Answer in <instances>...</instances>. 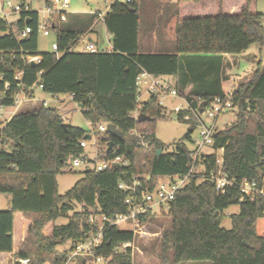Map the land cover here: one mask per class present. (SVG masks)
<instances>
[{"label": "trees", "instance_id": "1", "mask_svg": "<svg viewBox=\"0 0 264 264\" xmlns=\"http://www.w3.org/2000/svg\"><path fill=\"white\" fill-rule=\"evenodd\" d=\"M139 1L111 2L102 22L111 39L108 51L73 49L92 30L97 12L66 13L64 21L53 14L49 30L55 33L57 50L42 53L37 52L36 10L21 12L10 23L0 18V106L13 108L17 95L33 96L34 86L52 96L67 93L93 126L111 123L124 136L119 140L102 133L95 142L97 159L121 154L129 160L127 166L83 171L60 195L56 176L68 158L85 151L80 142L91 133L65 124L54 107L42 103L13 113L0 128V193L9 196V207L0 210V257L26 259L28 264H66L73 247L97 231L96 223L87 222L88 213L111 218L126 212L128 193L117 182L136 176L143 187L151 188L160 176L187 171L189 150L183 142L164 152L154 133L157 120L182 119L167 116L156 95L137 102L139 72L172 77L181 95L189 100L199 96L205 105L225 92L228 76L223 55L241 53L254 43L264 45L263 14L255 10L254 0H175L174 11L166 16L175 18L173 47L144 52L139 45ZM26 26L31 32L20 37ZM29 56H39L40 62L32 66L26 61ZM232 102L237 109L235 120L217 130L213 148L223 149L222 172L228 179L236 184L256 180L263 194L240 200L236 184L220 193L209 179H192L169 203L171 228L164 233L163 264H264V71L256 68L248 81L238 83ZM135 110L150 119L138 122L132 116ZM95 129L96 136L100 132ZM192 129L183 138L189 140ZM109 142L112 147L106 151ZM205 165L207 171L214 169L215 156H207ZM75 205L82 210H75ZM231 205H238V211L230 215L231 228L225 229L221 227L223 210ZM68 212L67 223L56 225L55 220ZM152 214L141 216V221ZM134 240L130 230L105 227L103 242L93 253L105 257L104 264H130V248L117 253L115 249ZM67 242L68 249H57ZM168 249L172 250L170 262L165 256ZM76 257L77 264L90 259ZM5 261L0 259V264Z\"/></svg>", "mask_w": 264, "mask_h": 264}, {"label": "rangeland", "instance_id": "2", "mask_svg": "<svg viewBox=\"0 0 264 264\" xmlns=\"http://www.w3.org/2000/svg\"><path fill=\"white\" fill-rule=\"evenodd\" d=\"M10 1L13 4L20 0H0ZM48 0H25V3L29 4L33 10L39 12V17L42 15L44 2ZM114 0H71L68 7L65 9L67 13H103L108 10L110 3ZM240 0H234L233 3H238ZM175 0H140L139 1V14H140V26H139V45L144 52L158 51L163 45L167 48L173 47L174 40V21L175 18H170L171 12L174 11ZM253 6L256 11L263 14L261 18L262 25L264 26V0H254ZM6 11H9L8 6H4ZM16 15L10 16V19H15ZM166 19L168 20L167 23ZM156 31H159V39L155 41L152 39ZM90 37L95 41L100 49H111L110 36L105 31V28L101 21L94 22V30L89 36H84L80 40L75 51H80L84 44ZM55 41V33L50 31L48 36H44L42 32L38 33L37 40V52L52 51L51 44ZM160 47V48H159ZM226 59L225 74L228 76V80L223 83L225 92L228 91L231 86L236 87L238 83H244L250 79L256 68L260 72L264 71V45L260 46L256 43L251 44L245 51L238 54H224ZM148 95L142 89V94L138 98L139 103H143L148 99ZM162 104L167 108L166 115H169V109L180 103L177 98L162 97L160 98ZM46 102V106L54 107L57 113L61 116L64 123L70 126L80 127L91 133V138L86 140L85 154L89 158H94L97 145L96 140L103 137L102 133H98L95 136L93 133V126L88 122L82 114L81 108L70 98L67 93H60L52 96L51 94L42 92L39 88L34 90L33 96L25 98L19 108L18 112L31 110L38 107L42 102ZM237 109L233 108L226 113H223L217 121L219 129H222L226 125H229L235 120ZM190 122H184L182 120L173 119L170 120L160 119L154 123V133L158 140H160L165 148L164 152H172L176 145L181 141L188 150L194 148V141L199 140L198 130L195 128L190 134V139L183 138V135L190 128ZM0 128L2 124L0 123ZM204 151H209L205 149ZM222 153L217 152V156L220 157ZM90 166V165H89ZM84 166L73 167L71 159L68 158L65 167L61 173L56 176L57 191L58 194H64L72 185L82 177ZM199 182V181H198ZM9 196L4 193H0V210L8 208ZM75 210H82L80 205H75ZM238 205H231L223 210V218L221 221V227L225 229L231 228L230 215L237 213ZM67 215L60 216L55 220L56 225H64L68 221ZM153 216L148 217L143 222L141 234H135V240L132 242V264H163L161 261L162 244L164 242L165 231L171 228V219L167 214V209L160 212H155ZM121 230H130L129 224L119 225ZM70 243L67 242L63 245H58V250L68 249ZM166 257L169 262L171 261L172 250L166 251ZM1 260H6L5 264H15L16 258H9L8 256H1ZM78 257H74L67 261L66 264H77ZM89 263V262H87ZM90 264H104L103 262L90 263ZM182 264H210V262H184Z\"/></svg>", "mask_w": 264, "mask_h": 264}, {"label": "built area", "instance_id": "3", "mask_svg": "<svg viewBox=\"0 0 264 264\" xmlns=\"http://www.w3.org/2000/svg\"><path fill=\"white\" fill-rule=\"evenodd\" d=\"M71 0H48L44 2L43 9L41 10L42 15L38 16L37 31L42 32L44 36H48L50 33L49 25L52 22V15L56 14L60 21L65 20L66 11ZM128 1V0H126ZM4 6L9 7V11L4 9ZM31 6L27 3L21 1L13 4L10 1H0V18L5 20L7 23L14 21L21 12L29 11ZM106 11L103 13L97 12V21L103 22V18ZM39 14V12H38ZM16 15L15 19H10V16ZM29 32L31 28L26 26L22 31H20L19 36L24 37ZM78 45V44H77ZM76 45V46H77ZM52 50L56 51V43L51 44ZM76 47L73 49L75 50ZM80 51L85 52H97V51H108V49H99L93 42L87 41ZM60 54L57 53V56ZM27 63L34 65L40 62L39 56H29L26 59ZM135 85L138 90V98L142 94V89L144 92L150 95H156L158 97V102L162 107L165 114L167 113V108L162 104V97L177 98L180 103L169 109V115L175 116L176 118H181L185 122H190L193 126V130L196 128L198 130L199 140L194 141V148L189 150V161L187 163V171L184 174L175 175H164L158 177L151 188L147 186L143 187L140 178L133 176L129 182L119 181L117 182V187L127 192V196L124 199V203L127 206V210L124 213L115 214L113 217L109 218L98 212H91L86 215L87 222L90 224H97V231L91 233V235L83 242L78 243L73 247V249L68 254V260L76 256H89L86 264L106 262V258L103 256H96L93 253V249L101 245L103 242V231L105 227L109 226H119L121 224H129L130 231L134 234H141L143 232V222L140 217L148 213L160 212L164 209H168L169 203L175 198L176 193L182 190L185 186L190 184L192 179L196 182L202 179H209L214 183L215 189L224 193L227 187L236 184L234 179H228L222 172V155L217 156V152L222 153V148L214 149V134L217 132L218 118L227 111L232 110L233 102L232 95L236 90V87L231 86V88L224 92L222 96H216L211 102L205 105H201V98L196 96L189 100L188 98L181 95L173 83L169 82L166 77L155 76L144 70L139 72L135 77ZM41 86H34L33 88H39ZM27 98L25 93H21L16 96L14 100V106L11 109L0 106V119L5 115H12L17 111L22 101ZM70 98H72L70 96ZM139 103V102H138ZM46 106V102H42ZM139 104H142L139 103ZM140 113L138 110L132 112V116L137 118ZM6 116V117H7ZM7 118L4 120V123ZM108 123L101 122L98 124L97 129L100 133L106 132V125ZM91 138V137H90ZM87 140V139H86ZM86 140L80 142V146L85 150ZM96 153L94 158H89L85 152L79 154L78 156L72 157L71 164L73 167L84 166L85 169H94L96 171H103L108 168H115V164L118 167L129 165V160L121 154H113L110 157L97 159V148H95ZM208 149L209 151H204ZM215 156V167L212 170H206V159L207 156ZM90 165V166H89ZM84 169V170H85ZM148 179V177H147ZM241 193V198H252L256 194H263V189L258 186L256 180H242L236 184ZM132 242H122L116 247L115 252H125L126 248H130V255L132 254ZM14 262H19L20 264H28L26 259L16 258ZM132 264V263H130Z\"/></svg>", "mask_w": 264, "mask_h": 264}, {"label": "water", "instance_id": "4", "mask_svg": "<svg viewBox=\"0 0 264 264\" xmlns=\"http://www.w3.org/2000/svg\"><path fill=\"white\" fill-rule=\"evenodd\" d=\"M31 65L33 66L34 63L32 62ZM77 106H78L79 108L82 107L80 104H78ZM149 119H150V118H149L147 115L143 114V113H140V114L137 116V118H136V120H137L138 122H141V121H143V120H149ZM106 133L109 134L110 136H113V137L118 138L119 140H123V139H124V136H123L122 132H120V131L116 128V126H115L114 124L108 123V124L106 125ZM83 138H84V139H90V135H89V134H85V135L83 136ZM111 147H112V142H109L106 151H109V150L111 149ZM182 148H183V147H182ZM159 154H160V150L158 149V150L156 151V156H158ZM114 166H115V167H118L119 165H118V164H115ZM87 171H88V169H85V170H84V172H87ZM245 244H246V243H245Z\"/></svg>", "mask_w": 264, "mask_h": 264}, {"label": "crops", "instance_id": "5", "mask_svg": "<svg viewBox=\"0 0 264 264\" xmlns=\"http://www.w3.org/2000/svg\"><path fill=\"white\" fill-rule=\"evenodd\" d=\"M112 2H113V1H112ZM110 4H111V3H110ZM109 6H110V5H109ZM171 18H173V17H171ZM102 24H103V23H102ZM103 26H104V25H103ZM93 30H94V25H93V27H92V30L89 31V32H87V33H85V34L83 35V37H84V36H89L90 33L93 32ZM81 39H82V38H81ZM152 39H153V40L156 39V38H155V35L152 36ZM88 41H89V42H93V43L96 45V47L99 48L98 45H97V43H96L95 41H93L90 37H88ZM99 49H100V48H99ZM166 79H167L169 82H171V83H173V81H174L172 77H166ZM223 90L225 91V88H223ZM6 116H7V115H5L3 118L0 119V123H1L2 125L4 124V120H5L6 118H7V120H9L10 117H11V115H9V116H7V117H6ZM7 204H8V207H9V200H8V203H7Z\"/></svg>", "mask_w": 264, "mask_h": 264}]
</instances>
